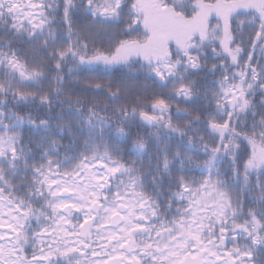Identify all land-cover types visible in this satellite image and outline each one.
<instances>
[{
  "label": "snow or ice",
  "instance_id": "obj_1",
  "mask_svg": "<svg viewBox=\"0 0 264 264\" xmlns=\"http://www.w3.org/2000/svg\"><path fill=\"white\" fill-rule=\"evenodd\" d=\"M0 264H264V0H0Z\"/></svg>",
  "mask_w": 264,
  "mask_h": 264
}]
</instances>
